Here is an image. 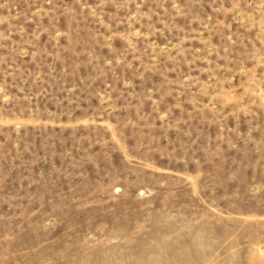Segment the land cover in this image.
Wrapping results in <instances>:
<instances>
[{
	"label": "rangeland",
	"instance_id": "1",
	"mask_svg": "<svg viewBox=\"0 0 264 264\" xmlns=\"http://www.w3.org/2000/svg\"><path fill=\"white\" fill-rule=\"evenodd\" d=\"M0 264H264V0H0Z\"/></svg>",
	"mask_w": 264,
	"mask_h": 264
}]
</instances>
